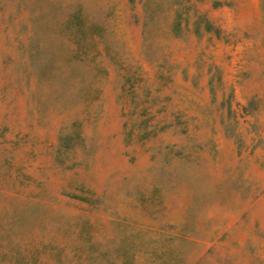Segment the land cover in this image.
Returning a JSON list of instances; mask_svg holds the SVG:
<instances>
[{
	"label": "rangeland",
	"instance_id": "obj_1",
	"mask_svg": "<svg viewBox=\"0 0 264 264\" xmlns=\"http://www.w3.org/2000/svg\"><path fill=\"white\" fill-rule=\"evenodd\" d=\"M0 264H264V0H0Z\"/></svg>",
	"mask_w": 264,
	"mask_h": 264
}]
</instances>
